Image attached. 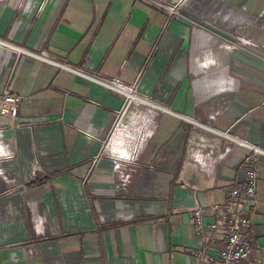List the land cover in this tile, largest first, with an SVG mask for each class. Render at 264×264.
Wrapping results in <instances>:
<instances>
[{
	"label": "crops",
	"instance_id": "0c3cea01",
	"mask_svg": "<svg viewBox=\"0 0 264 264\" xmlns=\"http://www.w3.org/2000/svg\"><path fill=\"white\" fill-rule=\"evenodd\" d=\"M184 1L0 0V94L22 96L0 118V264H196L194 209L264 151V0ZM255 159L242 264H264Z\"/></svg>",
	"mask_w": 264,
	"mask_h": 264
},
{
	"label": "built area",
	"instance_id": "2783aa9c",
	"mask_svg": "<svg viewBox=\"0 0 264 264\" xmlns=\"http://www.w3.org/2000/svg\"><path fill=\"white\" fill-rule=\"evenodd\" d=\"M182 0H171L167 4H159L168 11L170 15L177 14V5ZM116 87L120 91L128 88L118 82L105 83ZM131 90V89H130ZM22 96L7 88L0 94V118L9 122L13 127L18 126L17 117L19 104ZM88 131H91L89 128ZM2 127H0V139ZM254 148V162L247 168V179L242 185L231 187L228 198L224 204L216 203L213 206L215 211L212 216H208L203 205H198L193 211V220L195 222L197 240L192 251L196 258V264H242L251 257L252 247L248 231L253 226V219L248 214V207L254 201L258 174L256 171L255 156L259 152H264L260 148ZM3 144L0 141V149ZM118 165V164H117ZM119 166V165H118ZM36 231L41 233L45 229L43 218H38L35 223ZM223 226V243L219 245L218 250L213 249L216 243L217 230Z\"/></svg>",
	"mask_w": 264,
	"mask_h": 264
},
{
	"label": "rangeland",
	"instance_id": "374dc122",
	"mask_svg": "<svg viewBox=\"0 0 264 264\" xmlns=\"http://www.w3.org/2000/svg\"><path fill=\"white\" fill-rule=\"evenodd\" d=\"M158 3H160V2H162L163 4H167V3H169L171 0H156ZM188 1V0H187ZM184 2H186V0L184 1ZM183 2V3H184ZM188 3V2H187ZM177 5V4H176ZM178 6H177V12H178ZM262 15L264 16V11H263V13H262ZM232 45L233 46H235L236 44H232L231 43V47H232ZM225 49V47H221V50H224ZM226 50V49H225ZM132 121V120H134V119H131V118H121L119 115L116 117V120H115V124H114V127H113V133H114V140L117 138V134L119 135V133L121 132V128H122V124L124 123V121ZM125 121V122H126ZM124 124H126V123H124ZM259 154L261 155H264L263 153H261V152H259ZM259 154H258V156H259ZM256 253L258 254V251H256Z\"/></svg>",
	"mask_w": 264,
	"mask_h": 264
},
{
	"label": "bare ground",
	"instance_id": "6f19581e",
	"mask_svg": "<svg viewBox=\"0 0 264 264\" xmlns=\"http://www.w3.org/2000/svg\"><path fill=\"white\" fill-rule=\"evenodd\" d=\"M110 87L116 89V87L114 85H112V84H110ZM122 92H124V94H127V92H131L132 94H134V92H132V90L127 89V88H125V90H122ZM140 99L142 100L143 98H140Z\"/></svg>",
	"mask_w": 264,
	"mask_h": 264
}]
</instances>
